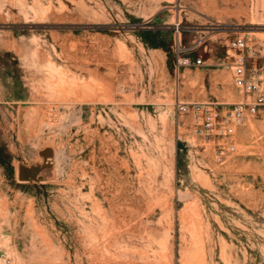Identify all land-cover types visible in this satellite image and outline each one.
Here are the masks:
<instances>
[{"label":"rangeland","instance_id":"obj_1","mask_svg":"<svg viewBox=\"0 0 264 264\" xmlns=\"http://www.w3.org/2000/svg\"><path fill=\"white\" fill-rule=\"evenodd\" d=\"M237 35L264 0H0V264H264V108L222 154L175 111Z\"/></svg>","mask_w":264,"mask_h":264},{"label":"built area","instance_id":"obj_2","mask_svg":"<svg viewBox=\"0 0 264 264\" xmlns=\"http://www.w3.org/2000/svg\"><path fill=\"white\" fill-rule=\"evenodd\" d=\"M230 48L237 52L231 77L240 100L221 110L207 102H175V111L179 116L191 115L193 125L199 127L201 133L218 139L216 147L219 154L235 149L232 137L236 128L264 108V39L237 35L232 39Z\"/></svg>","mask_w":264,"mask_h":264},{"label":"water","instance_id":"obj_3","mask_svg":"<svg viewBox=\"0 0 264 264\" xmlns=\"http://www.w3.org/2000/svg\"><path fill=\"white\" fill-rule=\"evenodd\" d=\"M40 154L46 158L52 154V150L50 148H44L43 150L40 151ZM28 174V168L25 166H20L19 167V176L20 178H25Z\"/></svg>","mask_w":264,"mask_h":264}]
</instances>
